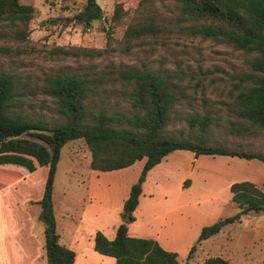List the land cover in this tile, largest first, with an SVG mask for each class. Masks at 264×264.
Wrapping results in <instances>:
<instances>
[{
    "label": "rangeland",
    "instance_id": "374dc122",
    "mask_svg": "<svg viewBox=\"0 0 264 264\" xmlns=\"http://www.w3.org/2000/svg\"><path fill=\"white\" fill-rule=\"evenodd\" d=\"M19 1L33 6L34 15L23 39L14 36L15 27L0 23V45L10 49L0 52V70L17 73L21 83L17 108L27 118L50 124L60 120L53 99L41 91L42 78L57 73L79 74L91 81L95 92L86 101L91 107L130 114L131 86L122 73L144 70L178 89L165 134L194 137L205 117L203 134L207 144L264 154V127L251 124L234 112L238 77L249 72L247 60L254 52L237 48L222 36L190 33L179 19L173 0H96L101 15L88 24L75 17L85 0ZM116 1L125 13L114 21L110 17ZM138 24H151L153 28L141 35H125L126 27ZM57 47L96 49L100 53L80 51L69 55L57 51ZM186 153L169 152L157 170L147 177L145 174L140 186L142 201L152 197V203L161 204L159 201L162 196L168 197V191L169 197L177 198L178 187L191 186L184 194L190 214L204 215L211 224L235 212L229 201L231 182L251 180L264 190V163L258 159ZM89 158L82 139L69 140L59 150L53 203L58 217L64 209L69 210L68 220L72 221L64 218L59 222L65 229L77 220L87 202L85 174ZM141 167L139 162L127 169L132 177L135 175L133 183ZM46 173L47 166H41L19 185L34 196L38 186L39 190L42 188ZM17 175L8 168L0 169V184ZM117 201L114 194L108 200L112 208ZM136 219L135 228L140 234L152 233L154 224L141 217ZM200 229L186 248V243L173 246L178 264H203L204 258L212 255H220L230 264H264V212H247L239 221L224 225L206 239H198ZM191 246L194 250L186 257Z\"/></svg>",
    "mask_w": 264,
    "mask_h": 264
},
{
    "label": "trees",
    "instance_id": "16d2710c",
    "mask_svg": "<svg viewBox=\"0 0 264 264\" xmlns=\"http://www.w3.org/2000/svg\"><path fill=\"white\" fill-rule=\"evenodd\" d=\"M179 19L190 33L204 37L222 36L237 48L254 52L247 60L249 72L238 77V91L234 98V112L244 120L264 127V0H173ZM34 7L19 0H0V23L14 28V36L23 39ZM125 11L116 1L111 19L119 20ZM101 9L96 0H85L75 17L85 24L97 19ZM151 24L126 27L127 36L151 32ZM0 45V52H9ZM79 47L58 48L63 54L77 55L80 51L99 54L96 49ZM131 90L130 114L93 108L86 103L94 94V84L79 74H53L42 78L41 91L53 99L60 120L47 123L32 120L18 108L20 79L15 72L0 70V169L24 175L38 166H47L42 194L37 201L38 218L43 225L45 264H71L74 252L59 243L54 228L51 191L56 163L61 146L74 139H82L89 151L88 167L109 171L144 159L137 180L122 202L120 222L114 237L107 239L100 231L93 234V249L111 256L114 264H177L176 252L164 250L154 239L132 237L127 234V223L133 220L140 186L146 172L173 150H188L197 156L227 155L258 159L264 154L250 150L227 149L209 145L204 137L206 118L199 122V131L190 138L164 133L178 89L160 76L144 71L123 72ZM13 180V179H12ZM11 182V180L5 183ZM4 183V184H5ZM230 201L238 210L209 225L202 226L198 239H206L247 212H264V190L248 180L229 184ZM194 246L188 249L189 257ZM203 264H230L220 255L207 256Z\"/></svg>",
    "mask_w": 264,
    "mask_h": 264
},
{
    "label": "crops",
    "instance_id": "0c3cea01",
    "mask_svg": "<svg viewBox=\"0 0 264 264\" xmlns=\"http://www.w3.org/2000/svg\"><path fill=\"white\" fill-rule=\"evenodd\" d=\"M185 151L188 155L193 154L188 150ZM166 157L167 155L152 166L146 172V177L152 170H157ZM139 162L142 165L144 159L135 160L129 166L109 171L94 170L88 167L85 174L87 202L84 203L77 220L73 223L75 225L69 223L71 225L68 229H65L59 222L60 219L62 222L64 218L70 219L69 210L64 209L63 215L60 214L58 217L53 203L54 172L51 191L54 228L59 243L74 252L71 264H114L113 257L99 254L93 249V234L98 230L107 239L114 237L115 228L120 222L119 213L122 202L128 195L130 185L134 182L135 175L132 177V173H128L127 169ZM40 167L21 176L18 174L11 182L0 184V264H43V262L45 264L43 225L38 218L39 205L37 203L43 186L40 190L38 186V192L33 196L26 192V187L19 185ZM248 181L262 188L256 182ZM190 187H178L177 198L169 197L171 192L168 191V197L162 196L163 200L159 201L162 202L161 204L152 203L150 201L152 197H148L147 201H142L144 196L141 187L138 202L132 212L134 219L127 223V234L132 237L154 239L167 251L175 252L173 246L176 243H186V248L187 243L197 234L200 227L210 223L204 215L190 214L189 202L184 197L186 189ZM113 194L118 201L116 207L112 208L108 200ZM141 201L144 203L143 209ZM237 210L235 208V212ZM137 217L154 224L155 228L151 234L139 233L140 230L135 228ZM68 221L71 222L72 219ZM260 263L263 262L260 261Z\"/></svg>",
    "mask_w": 264,
    "mask_h": 264
}]
</instances>
